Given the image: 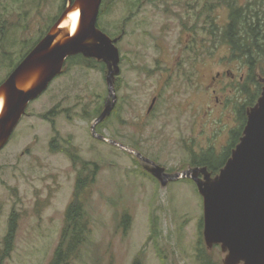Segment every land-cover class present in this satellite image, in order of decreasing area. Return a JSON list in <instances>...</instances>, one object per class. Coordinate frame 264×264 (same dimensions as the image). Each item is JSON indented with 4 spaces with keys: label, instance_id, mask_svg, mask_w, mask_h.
I'll return each mask as SVG.
<instances>
[{
    "label": "rangeland",
    "instance_id": "rangeland-1",
    "mask_svg": "<svg viewBox=\"0 0 264 264\" xmlns=\"http://www.w3.org/2000/svg\"><path fill=\"white\" fill-rule=\"evenodd\" d=\"M63 6L64 0H0V82ZM230 13L220 0H103L99 27L121 36V71L116 106L97 132L170 173L206 167L191 162L208 151L217 161L242 129L243 107H251L243 87H256L248 59L221 36ZM94 59L69 62L0 150V254L11 216L17 220L4 264H50L80 160L96 163L97 174L82 198L89 238L73 264H132L136 257L144 264H224L221 245L205 242L204 201L193 179L164 186L150 164L94 135L108 96L106 64ZM255 67L254 82H264L263 57Z\"/></svg>",
    "mask_w": 264,
    "mask_h": 264
},
{
    "label": "water",
    "instance_id": "water-1",
    "mask_svg": "<svg viewBox=\"0 0 264 264\" xmlns=\"http://www.w3.org/2000/svg\"><path fill=\"white\" fill-rule=\"evenodd\" d=\"M103 0H68L49 31L0 84V150L9 142L33 100L38 98L75 55L106 64L108 96L105 108L92 125L101 140L129 151L146 163L150 173L166 186L170 181L193 179L204 201V239L208 248L220 244L227 255L224 264H264V87L253 107L240 142L217 175L207 167L177 173L142 156L141 153L97 132V125L110 116L118 96L115 81L121 71L117 42L98 26ZM73 10H79L76 30L64 26ZM156 99L153 100L154 105Z\"/></svg>",
    "mask_w": 264,
    "mask_h": 264
},
{
    "label": "trees",
    "instance_id": "trees-1",
    "mask_svg": "<svg viewBox=\"0 0 264 264\" xmlns=\"http://www.w3.org/2000/svg\"><path fill=\"white\" fill-rule=\"evenodd\" d=\"M67 1L68 0H64V6L60 14L55 18L50 27L56 22V20L64 11ZM220 2L223 5L228 6L231 11L229 22L227 25H225V28H223L221 32L224 43L230 46L234 55L246 57L251 66L249 79L256 85V87L252 91L251 87L246 84L242 91H244V94L248 96L246 105L252 107L256 104L257 100L261 96L264 87V82H254L256 76L255 63L258 62V60H261L262 57L264 58V4H262L260 1H251L247 5H242L241 7L240 5L236 4L235 0H220ZM255 4L257 7H255ZM49 29L46 31V33L49 31ZM211 31V33H215L214 30ZM46 33H43L42 37H44ZM34 46L35 45H33L26 53H24V55H21L19 61L12 66L10 72L15 69V67L23 60V58ZM77 58H83L85 62L93 60V58H85L83 55L79 54L69 57L67 59L66 65ZM1 83L2 81L0 84ZM245 109L246 108L244 106L242 110L241 131L234 130L232 132V138L229 146L221 156L217 157V161H214V158L211 157V152L208 151V153L201 155L200 158L194 156L191 162L192 166H206L214 175L224 167L227 160L231 156L233 148L240 142V138L243 135V130L247 123V110ZM52 145H54V142ZM223 156L224 158L221 159ZM73 157L74 161L77 162V157ZM77 163L81 165V169L79 170L77 177L74 198L69 204L66 225L61 235V241L50 264H73V259L76 258L80 247H82L89 238V221L82 206V198L87 187L92 185L96 180L97 164L85 160H80ZM127 219H129L128 215L123 218V224L127 222ZM16 221L15 215H12L10 218L8 232L4 241V248L0 254V264H4V261L10 256L11 251L13 250L17 231L15 224ZM201 227L203 228V220L201 222ZM132 264H144V262L140 257H136Z\"/></svg>",
    "mask_w": 264,
    "mask_h": 264
},
{
    "label": "bare ground",
    "instance_id": "bare-ground-1",
    "mask_svg": "<svg viewBox=\"0 0 264 264\" xmlns=\"http://www.w3.org/2000/svg\"><path fill=\"white\" fill-rule=\"evenodd\" d=\"M79 18H80V12L79 10H73L70 15L68 16V19L66 20V22L64 23V26H69L70 32L73 33L78 25L79 22ZM2 105H3V101L0 100V112L2 109Z\"/></svg>",
    "mask_w": 264,
    "mask_h": 264
},
{
    "label": "flooded vegetation",
    "instance_id": "flooded-vegetation-1",
    "mask_svg": "<svg viewBox=\"0 0 264 264\" xmlns=\"http://www.w3.org/2000/svg\"><path fill=\"white\" fill-rule=\"evenodd\" d=\"M204 9L206 10V9H207V7L205 6V7H204ZM205 19H206V21H205V23H206V22L208 21V19H209V16H206V18H205ZM228 73H229V72H228ZM219 75H220V73L218 74V76H219ZM112 113H113V112H112ZM246 114H247V111H246Z\"/></svg>",
    "mask_w": 264,
    "mask_h": 264
}]
</instances>
